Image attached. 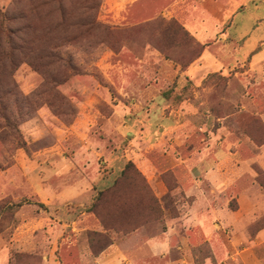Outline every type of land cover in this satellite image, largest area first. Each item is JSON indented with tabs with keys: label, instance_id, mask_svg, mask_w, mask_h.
Masks as SVG:
<instances>
[{
	"label": "rangeland",
	"instance_id": "obj_1",
	"mask_svg": "<svg viewBox=\"0 0 264 264\" xmlns=\"http://www.w3.org/2000/svg\"><path fill=\"white\" fill-rule=\"evenodd\" d=\"M158 1L0 0V264H264V36L193 77ZM207 3L232 38L264 23Z\"/></svg>",
	"mask_w": 264,
	"mask_h": 264
},
{
	"label": "crops",
	"instance_id": "obj_2",
	"mask_svg": "<svg viewBox=\"0 0 264 264\" xmlns=\"http://www.w3.org/2000/svg\"><path fill=\"white\" fill-rule=\"evenodd\" d=\"M158 2V0H125L124 6L127 8L128 16L130 15L131 19L136 20V22H141L152 19L161 12L159 10L153 11V8L151 9V6L157 5ZM171 3L168 11L171 16L178 19L182 25L190 33L194 34L196 39L205 46L198 59H196L184 72L193 77L209 74L237 59H244L245 51L258 45L260 39L264 36V23L255 26L252 24L251 17H249V22H242L241 25L240 22L237 23V25H240L242 28L239 31L240 34L237 33L236 35L237 39L232 38L228 31L234 26L235 20L233 24L228 27L226 32L220 33L221 19L227 22L230 15L217 18V16H214L211 11L205 8L208 4L207 0L195 3H192L191 0H173ZM212 4L219 6L220 3L217 1ZM112 13H114L115 17L116 12ZM134 14H136V16ZM121 15L125 16L123 13H121ZM210 23L214 24V26L210 27ZM229 37H231V40ZM245 39L246 41L243 43L244 47H239L240 42ZM235 45L240 49H236ZM103 180L101 181L107 184L112 178H105Z\"/></svg>",
	"mask_w": 264,
	"mask_h": 264
},
{
	"label": "trees",
	"instance_id": "obj_3",
	"mask_svg": "<svg viewBox=\"0 0 264 264\" xmlns=\"http://www.w3.org/2000/svg\"><path fill=\"white\" fill-rule=\"evenodd\" d=\"M204 47H205V46L202 45V51H203ZM202 51H201V52H202ZM4 119H6V118H4ZM6 121H7V120H6ZM128 166H131V164H128ZM124 173H125V170L121 173V176H123ZM115 184H116V181H114L113 184H112L109 188H107V189L112 188ZM104 191H105V190H100V191L98 192V194H97V196H96V198H95V202H93L94 204L89 208V211H91V210L96 206V201H99V199L101 198V195L103 194Z\"/></svg>",
	"mask_w": 264,
	"mask_h": 264
}]
</instances>
